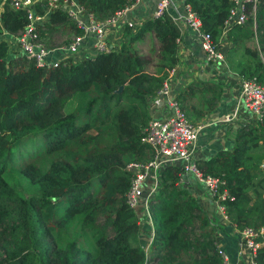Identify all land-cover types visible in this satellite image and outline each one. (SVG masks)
Masks as SVG:
<instances>
[{
  "label": "trees",
  "instance_id": "obj_1",
  "mask_svg": "<svg viewBox=\"0 0 264 264\" xmlns=\"http://www.w3.org/2000/svg\"><path fill=\"white\" fill-rule=\"evenodd\" d=\"M77 2L103 20L130 0ZM182 2L214 44L231 43L224 74L254 77L264 86V0L242 24L228 26L231 0ZM172 14L122 25L107 52L38 67L9 44L27 22L24 11L0 0V264H222L215 226L190 189L178 184L179 167L160 171L148 203L154 220L148 244L149 226L124 202L126 163L150 157L140 142L150 116L146 100L178 63L180 31ZM48 17L38 31L43 41L59 33L66 44L80 33L62 11ZM145 40L149 47L141 51L137 44ZM228 83L234 84L197 78L174 98L194 122L216 107ZM228 130L231 148L196 165L223 180L220 188L232 200L221 204L236 230L264 226V120ZM256 240L264 241V233ZM254 262L264 264V244Z\"/></svg>",
  "mask_w": 264,
  "mask_h": 264
},
{
  "label": "built area",
  "instance_id": "obj_2",
  "mask_svg": "<svg viewBox=\"0 0 264 264\" xmlns=\"http://www.w3.org/2000/svg\"><path fill=\"white\" fill-rule=\"evenodd\" d=\"M142 1L144 0H130L112 16L103 20L96 19L77 0H1V3H6L15 10H23L26 16L27 22L23 29L8 37L9 44L15 46L16 55L32 60L38 67H56L60 60L66 57H70L71 61H77L82 57L91 56L88 50L93 53L110 50L113 46L109 38L110 29L119 24L134 27L136 23L130 19L129 14L132 8ZM231 1L226 26L233 23L242 24L247 15L253 14L257 0ZM53 10L62 11L80 30V33L73 35L68 43L61 46L45 45L38 33L39 27L48 21V15ZM168 10L174 13L173 17L171 16L173 21L180 19L195 32L204 54L205 66L210 71L214 70L219 62L224 64L223 51L212 42L208 33L200 30L199 20L189 11L187 5L178 13L172 0H154L149 16L160 17ZM175 70L176 67L168 71L161 86L146 100L150 116L142 129L140 142L147 146L150 157L145 161H129L125 165L130 180L124 193V202L128 208L139 213L140 224L144 222L151 230L152 219L148 203L159 187L160 171L165 166L179 167L178 184L184 182L188 174L202 184L222 215L224 207L221 202L225 199L232 200V196L220 188L223 184L220 177L203 174L196 165L195 143L197 134L204 125L202 122L189 121L175 100V95H170L169 79ZM233 82L236 88L235 101L221 122L231 123L242 117L243 113L248 114V122L264 120V86L258 84L254 77L235 76ZM260 168L264 171V161L260 163ZM146 217L149 218L148 221ZM238 231L240 244L246 249L249 264H255V252L259 246L256 238L263 235L264 226H245ZM216 251L221 257L222 264H230L222 249L216 247Z\"/></svg>",
  "mask_w": 264,
  "mask_h": 264
},
{
  "label": "crops",
  "instance_id": "obj_3",
  "mask_svg": "<svg viewBox=\"0 0 264 264\" xmlns=\"http://www.w3.org/2000/svg\"><path fill=\"white\" fill-rule=\"evenodd\" d=\"M172 1L175 10L178 13L182 12L184 9L182 0ZM153 6L154 0H144L138 3L132 8L129 14L130 19L137 24V22L150 15ZM173 14L171 15L172 17ZM174 22L180 31V40L178 42V63L175 72L169 79L170 95L174 96L185 86V84L194 81L197 78L206 80L215 77L219 78V80H223V82L226 81L225 77L227 76L224 74L222 70L223 68L219 71L216 65L214 70L212 69L210 71L205 66L204 54L199 47L198 37L195 32L190 30V28H188L180 19H174ZM121 26L122 24L116 25L109 31V38L115 43L120 40ZM87 46L88 45H86V47ZM218 46L224 54L226 49L231 46V43L227 42L224 38H221ZM12 48V51H16L14 47ZM88 51L91 54L93 53L91 50ZM233 78H235V75ZM235 96L236 88L229 83L224 85L221 93V100L217 102L216 107L208 110L202 118L194 121L196 123L202 122L204 125L197 134L194 152L195 160L207 159L219 150H229L232 146V141L228 129L238 122L246 123L249 121L248 114L243 113L242 117L231 123L226 124L221 122L223 116L229 113L232 109ZM262 161L264 160L262 159ZM179 184L190 189L211 219L215 226V246L223 250L228 257L230 264H249L246 249L240 244L238 235L239 231L235 229L234 225L229 220H227L225 213L222 215L216 209L214 201L203 185L196 182V180L189 174L185 176L184 182H180ZM145 225L147 224L144 222L141 224L142 227ZM148 229L150 232L146 238L147 244L151 236V229ZM261 244H264V241L259 242V245Z\"/></svg>",
  "mask_w": 264,
  "mask_h": 264
},
{
  "label": "rangeland",
  "instance_id": "obj_4",
  "mask_svg": "<svg viewBox=\"0 0 264 264\" xmlns=\"http://www.w3.org/2000/svg\"><path fill=\"white\" fill-rule=\"evenodd\" d=\"M71 36V35H70ZM70 36H69V38H70ZM64 38H65V35L64 36H62L61 34H59V33H56V34H54L51 38H50V42L47 40V39H45L44 41H46L45 42V45H48V46H61V45H63L64 43H62V41L64 40ZM149 47V43H147V40H145V41H143V42H141V43H138L137 44V48H139L141 51H146V49ZM225 73V72H224ZM233 77H234V75L233 74H229V76L227 77V78H225V80L228 82V81H232L233 80ZM72 105V102H69L68 104H67V107H66V111H69L70 110V106ZM263 160H264V158H263ZM159 218V215L158 214H156L155 215V217H154V219H158ZM146 219H147V221L149 220V218L148 217H146ZM153 220V219H152ZM154 221V220H153ZM150 238H151V236H150ZM150 240V239H149Z\"/></svg>",
  "mask_w": 264,
  "mask_h": 264
},
{
  "label": "water",
  "instance_id": "obj_5",
  "mask_svg": "<svg viewBox=\"0 0 264 264\" xmlns=\"http://www.w3.org/2000/svg\"><path fill=\"white\" fill-rule=\"evenodd\" d=\"M221 68H223V69H222L223 72L226 71V66L223 65V62H219V63L217 64V69L220 70ZM118 89H120V87H119Z\"/></svg>",
  "mask_w": 264,
  "mask_h": 264
},
{
  "label": "clouds",
  "instance_id": "obj_6",
  "mask_svg": "<svg viewBox=\"0 0 264 264\" xmlns=\"http://www.w3.org/2000/svg\"><path fill=\"white\" fill-rule=\"evenodd\" d=\"M223 65H225V63Z\"/></svg>",
  "mask_w": 264,
  "mask_h": 264
}]
</instances>
